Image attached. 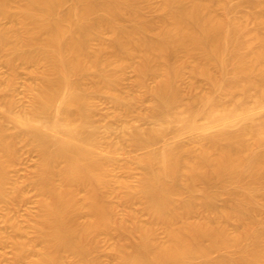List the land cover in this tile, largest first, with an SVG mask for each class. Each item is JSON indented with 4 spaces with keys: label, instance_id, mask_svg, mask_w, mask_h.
Here are the masks:
<instances>
[{
    "label": "bare ground",
    "instance_id": "6f19581e",
    "mask_svg": "<svg viewBox=\"0 0 264 264\" xmlns=\"http://www.w3.org/2000/svg\"><path fill=\"white\" fill-rule=\"evenodd\" d=\"M68 1L62 10L67 0H0V52L11 73L0 87V203L13 198L14 142L40 154L30 178L39 196L32 236L11 220L0 243L9 238L15 261L32 254L34 264H100V234L118 264H264V0H245L248 9L241 0ZM22 64L34 66L33 81L27 107L13 113ZM127 68L134 86L122 93ZM98 97L113 103L120 142L148 147L174 132L170 144L129 159L141 169L136 182L125 177L130 161L115 176L122 147L105 139L111 123L92 117ZM141 99L148 104L138 118L154 123L147 128L132 123ZM185 132L200 135L181 142ZM111 194L127 207L118 220ZM215 250L224 253L213 258Z\"/></svg>",
    "mask_w": 264,
    "mask_h": 264
},
{
    "label": "rangeland",
    "instance_id": "374dc122",
    "mask_svg": "<svg viewBox=\"0 0 264 264\" xmlns=\"http://www.w3.org/2000/svg\"><path fill=\"white\" fill-rule=\"evenodd\" d=\"M237 1V0H234ZM242 1V9H248L249 6L247 4V2H245V0H241ZM151 2L153 4H155L157 2V0H151ZM63 5V6H62ZM61 5L62 10H66L67 8H69L70 6V1L67 0V2L63 3ZM145 4L143 7L144 9H142L145 13L146 16H148L149 18H153L156 19L158 17V12L154 9V5H147ZM107 34H104V37H106ZM1 52H0V87H2L3 85H8V80L11 77V73L9 72V69L7 68V66L5 65V63L3 62V59L1 58ZM185 58V57H184ZM186 59V58H185ZM34 69V66L32 68L31 64H22L19 66L18 72L16 74V77L14 79L13 85L11 86V94H12V98L14 97L15 99V105L13 106V108L11 109L13 111V113H19V111L21 112L22 110H24L27 105H28V99L25 95L26 93V87L29 83H31L33 81V75L30 73L31 70ZM183 75H181V82L184 86H187L192 80H191V74L189 72V70H185L184 73H182ZM32 77V78H31ZM198 78V90L200 91H208L209 90V85L208 83L203 80ZM153 79H148V83H152ZM135 81V73L131 68H127L125 69L124 72V79L122 82V85H120V87L118 88L121 92L125 91V93H127L126 91L128 90L129 92L131 90H133L131 86H134V82ZM7 83V84H6ZM133 84V85H132ZM10 88V87H9ZM9 91V93H10ZM119 91V92H120ZM122 92V93H123ZM10 94V95H11ZM146 99H141L139 100V104L137 103V105L133 108V113L132 115L134 116V120H132L133 124H137L140 125L143 128H147L150 127L151 125H153V120H140L138 118V107H143V106H138V105H147L148 102L145 101ZM145 101V102H144ZM94 105H95V109L93 112V119L95 120V122H98V124L100 126H103L104 124L107 125V123H111L110 125H112L111 127L113 128L111 130L110 133L105 134L106 135V140H108V142H114L117 143L118 141V145H120L121 149H117L118 154L116 155L117 158V162L120 163L119 166H117L115 163V166L118 167L115 171L112 172L114 174H117L115 176L120 175V177H123L125 175H123L125 173V171L123 170V165L126 164L127 162L130 161L131 163V169L130 172L127 173V175L125 176L126 178H128L129 180H131L132 182H136V180L138 179V177H140L139 174H141V169H139L134 163V165L132 164L131 158L134 157H139L140 155H143L145 152H147L148 150H159L162 147H164V144L167 142H169L168 144H170V142L173 141V134L174 132H170L166 134V137H162V138H158L156 139L150 146H135V145H130L127 144L126 142H120L119 137H118V133H120V131L122 130L121 127L119 126V121H116L115 117H114V106L113 103L110 101L109 98H95L94 99ZM143 103V104H141ZM137 112V113H136ZM2 114L0 113V117ZM113 115V117H112ZM260 115H264V111L260 112ZM0 118V119H1ZM133 119V117H132ZM1 121L4 123L5 122V118L3 117V119H1ZM5 124V123H4ZM109 125V124H108ZM8 129V132H12L14 131L13 125L11 123H7L5 125ZM231 129H236L237 126H231ZM121 129V130H120ZM215 128H213L211 131L215 130ZM120 130V131H119ZM209 131V132H211ZM200 133L199 132H185L181 135V137L179 136L178 140L180 139L181 142H188L190 139V141H192L195 137L199 136ZM109 137V138H108ZM175 138V137H174ZM17 142V143H16ZM14 142V153H17V159L14 156V159L12 162H14L12 164V162H10L9 164H11V166H7V173L9 175L10 178V183L7 184V188L8 189H12L11 191L14 190L13 193V198L10 200V202H8V206L6 203H0V226L2 228L1 231L5 232L2 234H4V236L7 237L8 232L11 233L10 230V224L9 222H16L19 223L20 225H22L23 227H25L26 232H25V236H27V239H29L32 236V229L29 227L30 226V220L38 213L39 211V196L37 195L36 192V188L34 187V184L30 183V178H32V176L34 175V172H36L37 168L35 166H37L36 164L38 163L39 159H40V154L39 152L36 150L35 147H33L31 144L25 143V142H18L16 141ZM107 142V141H106ZM103 144V140L102 142L98 143L99 144ZM122 143V145H121ZM174 143V142H173ZM96 147V146H95ZM97 148V149H96ZM95 148L96 151H100L101 149L106 148V146L103 145H99ZM134 160V159H132ZM123 165H122V164ZM133 165V167H132ZM36 169V170H35ZM120 170V171H119ZM122 170V171H121ZM124 172V173H123ZM120 173V174H119ZM121 173H123L121 175ZM32 175V176H31ZM129 175V176H128ZM114 176V175H113ZM112 176V177H113ZM114 176V177H115ZM119 177V176H118ZM28 181V182H27ZM14 183V185H13ZM16 185L19 187V189H17L18 187H16ZM20 185V186H19ZM23 189H21V188ZM14 188V189H13ZM20 191L21 189V197L18 195L19 192H17V190ZM16 191V192H15ZM23 191V192H22ZM15 194V195H14ZM19 196L17 198V196ZM16 196V197H15ZM115 196V197H114ZM15 197V200H14ZM17 198V199H16ZM106 199L108 200L107 202H112L109 203L110 205H112V216L114 218V216L116 215V217L114 218L115 220H118L120 216L121 217V213H125L127 210V207L123 206V204H119L121 203L117 198L116 195L111 194V195H107ZM13 202V203H12ZM118 202V203H117ZM217 206H222L225 204V198L220 197L216 200ZM131 208L132 210H137L139 211V209L141 208V204L139 202L134 201L133 204H131ZM115 213V215H114ZM143 219V221H147L148 219V215L146 213L141 212L140 214ZM120 219V218H119ZM5 220V221H4ZM12 220V221H11ZM261 222L264 224V217L261 218ZM231 228V226H229ZM159 235L163 236V231L162 229H159ZM9 233V234H10ZM6 234V235H5ZM29 237V238H28ZM128 237V236H127ZM98 243H99V251L97 253V257L102 259V263L101 261L100 264H118V260H116V254L114 252V250L112 249L113 247L111 246V240L108 236H106L105 234H100L98 237ZM9 238L5 239L4 243H0V264H34L32 258V252H37L38 249L40 248V244L36 245V246L32 245L28 247L29 251L31 253H29V251L27 252V254H31L26 255L25 258H23L20 262L15 261L14 259V247L11 243V240L9 241ZM110 246L112 247L111 249L113 250V255L112 256V251H110ZM39 252V251H38ZM224 252L222 250H215L211 253V256L213 258H217L219 256H221ZM29 256V257H28ZM32 256V257H31ZM27 257V258H26ZM69 259L71 258H67V262L66 264H68V262L70 261ZM98 259V260H101ZM72 262V260H71Z\"/></svg>",
    "mask_w": 264,
    "mask_h": 264
}]
</instances>
